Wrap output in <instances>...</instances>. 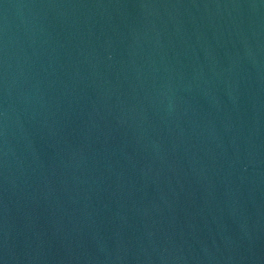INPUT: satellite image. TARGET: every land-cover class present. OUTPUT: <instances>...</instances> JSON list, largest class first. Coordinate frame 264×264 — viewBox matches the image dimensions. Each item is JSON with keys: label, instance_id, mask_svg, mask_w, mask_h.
<instances>
[{"label": "water", "instance_id": "95a60500", "mask_svg": "<svg viewBox=\"0 0 264 264\" xmlns=\"http://www.w3.org/2000/svg\"><path fill=\"white\" fill-rule=\"evenodd\" d=\"M0 264H264V0H0Z\"/></svg>", "mask_w": 264, "mask_h": 264}]
</instances>
